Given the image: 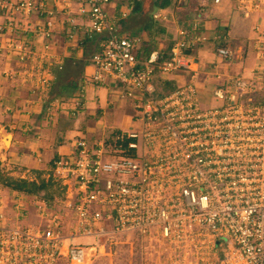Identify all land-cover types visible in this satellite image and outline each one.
I'll return each instance as SVG.
<instances>
[{"label": "built area", "instance_id": "built-area-1", "mask_svg": "<svg viewBox=\"0 0 264 264\" xmlns=\"http://www.w3.org/2000/svg\"><path fill=\"white\" fill-rule=\"evenodd\" d=\"M109 1L64 0L51 7L47 0H0V56L9 65L0 77L45 95L53 81V27L63 17L68 40L81 34L96 43L89 57L94 72L83 78L70 115L82 112L85 86L111 80L122 90L119 99L133 101L140 126L74 140L71 152L52 165L51 176L64 188L60 199H26L17 191L8 197L0 185V264H63V258L85 264L106 254V243L124 232L154 247L152 264H264V75L212 76L210 95L222 106L200 103L195 77L153 94L156 72L194 71L188 52L211 39L207 9L230 4L244 19H264V0H174L179 8L193 6L191 21L177 30L167 52L155 49L144 58L140 36L119 34ZM252 29L261 59L264 23ZM216 51L226 62L238 59L227 47ZM53 110L49 103L48 121ZM107 154L115 159L104 161ZM28 206L35 224L24 222ZM78 238L90 240L72 241Z\"/></svg>", "mask_w": 264, "mask_h": 264}, {"label": "crops", "instance_id": "crops-1", "mask_svg": "<svg viewBox=\"0 0 264 264\" xmlns=\"http://www.w3.org/2000/svg\"><path fill=\"white\" fill-rule=\"evenodd\" d=\"M166 1L168 5L164 8L158 5L161 0H110L106 6L108 15L118 19L119 34L141 37L140 58L149 54L144 52L149 44L151 51L158 49L167 52L176 38L177 30L191 21L193 6L179 8L172 0ZM47 2L51 7H59L64 0ZM231 7L225 4L210 12V19L212 16L215 19L213 24L208 23L209 19L206 22L211 39L198 45L190 54L196 61L194 71L177 75L159 74L157 77L172 81L175 89L185 82L180 77H195L193 82L197 91L204 92L213 89L215 80L212 76H250L257 73L256 69L263 68V59H259L256 49H251L255 48V31L252 28L255 24L264 23L263 17L260 14L252 15V19L246 22ZM121 12L127 14L124 19L120 18ZM155 13H161L164 17L154 19ZM61 19L64 21L63 17H59L53 27L50 52L55 56V64L51 68L53 81L45 95L31 94L28 84L20 85L0 77V163L15 177L34 179L36 174L46 177L52 170L54 160L71 152L74 140L79 137L93 140L101 135L113 134L115 130L107 118L113 114V108L108 105L105 89L94 90L91 85L86 86L85 95L83 89L80 97L82 112L76 117L70 115L83 78L94 72L89 57L95 52L96 43L88 41L81 34L68 40L66 30L69 27ZM75 23L84 27L87 24L80 17H75ZM213 35L216 38H212ZM164 40H167L165 45ZM221 46L237 53L236 64H228L217 53L216 48ZM58 64L61 65L60 69ZM8 66L0 62V70ZM49 103L56 109L52 111L51 121L46 117ZM6 134L10 137L7 146L3 143ZM14 192L7 188L3 190L8 197ZM35 197L39 196H25L26 199ZM72 241L83 242L85 239Z\"/></svg>", "mask_w": 264, "mask_h": 264}, {"label": "rangeland", "instance_id": "rangeland-1", "mask_svg": "<svg viewBox=\"0 0 264 264\" xmlns=\"http://www.w3.org/2000/svg\"><path fill=\"white\" fill-rule=\"evenodd\" d=\"M206 14L211 16L209 9H207ZM254 15H257V14H254ZM260 16H261V14H260ZM239 17L241 19L243 18L242 16H239ZM250 19H252V17L245 19V20H246V22H248V21H250ZM209 22H210V24H213L215 22V19L213 18V16L211 17V19L209 18L208 23ZM227 26H228V24H227ZM262 34H264V30L262 31ZM256 36H257V33L254 34L255 38H256ZM163 44L164 45L167 44V40H164ZM250 46H252V45H250ZM251 49H253V51H254V48H251ZM261 57H263L261 59H263V61H264V51L262 52ZM0 62L2 64L7 63V61L2 56H0ZM227 63L233 65V63H235V62H233V63L227 62ZM258 63L260 64L261 62H258ZM256 71H257V73L255 75H261V76L264 75V67L261 68L260 70L256 69L255 72ZM178 74H180V73H178ZM181 74H186V73L182 72ZM172 75H174V74H172ZM175 75H177V74H175ZM180 78L184 79V81H185L181 85H184L187 82H189V77H188V79H187V77H180ZM212 82L213 81H211V83ZM213 86H215V85L213 84ZM90 87H91V89H94V90L105 89V96H106L107 102L109 103L108 105H110L111 108H113V114L107 117L108 119H110L109 125L113 126V128L115 129L113 131H116L118 129H126V128L133 129L135 131H137L139 129L140 126H138V124L134 121L135 109H134L133 101L130 99H119V94L122 92V90L120 89V86L116 85L113 81L108 80L105 83V85H91ZM161 90H164L166 92V89L161 88ZM164 91H163V94L165 93ZM211 91H212V88L210 91H204V92L199 91L198 92V98L200 100V103L205 108L206 107L222 106L223 102L216 101L215 99L214 100L212 99V96L210 95ZM85 92H86V90L84 89V95H85ZM4 145L7 146L5 143H4ZM114 159H115L114 154L113 155L107 154L106 156H104V161H111ZM49 174H51V172H49ZM47 176L45 178H47ZM54 206L57 207V210L63 209L62 206L56 201H55ZM28 207H29L28 210L26 209V215L27 216H26L24 222L26 224H35L38 220V217L35 216L34 209H30V206H28ZM6 209H7L6 212H8L9 216L12 218V212L11 211H13V209L10 207H8V208L6 207ZM61 211H63V210H61ZM21 212H24V211H21ZM110 228H111V224L106 223V229H110ZM89 240L90 239H85V241H83V242H86V241L89 242ZM151 248L152 247L149 245V242H147L145 245L140 244V242H137V238L133 233L124 232V233H121L119 235L114 236L112 241L106 243V252H107L106 254H104L102 256L100 255V256L92 259L91 262H89V263L87 262L85 264H152L155 259H154V254H153L154 247L152 249ZM215 257L217 258L216 259L217 261H219L221 259L219 249H218V253L216 254ZM64 261L65 260L63 258L61 262H63V264H69V262L65 263Z\"/></svg>", "mask_w": 264, "mask_h": 264}, {"label": "trees", "instance_id": "trees-1", "mask_svg": "<svg viewBox=\"0 0 264 264\" xmlns=\"http://www.w3.org/2000/svg\"><path fill=\"white\" fill-rule=\"evenodd\" d=\"M174 3L175 1L172 0ZM161 7H166L168 5L166 0H161V3H158ZM88 41L92 42L94 39ZM152 47L151 44H149L144 52L146 54L151 51ZM192 51H189L188 54H192ZM159 75L156 72L155 79L153 81L154 86V92L153 94L157 96L163 95L164 90H161V88L166 90H173L175 89V85L172 81H164L160 77H157ZM167 91V92H169ZM166 92V93H167ZM0 185L3 188L11 189L14 191H17L19 193L24 194L25 196H39L44 198L47 201H52L55 198L60 199L64 195V188L61 187L60 183L55 180L51 174L47 176V178L42 177L41 174H36L34 179H27V178H21V177H15L12 176L9 171L4 170L1 167L0 163Z\"/></svg>", "mask_w": 264, "mask_h": 264}, {"label": "water", "instance_id": "water-1", "mask_svg": "<svg viewBox=\"0 0 264 264\" xmlns=\"http://www.w3.org/2000/svg\"><path fill=\"white\" fill-rule=\"evenodd\" d=\"M9 135H4L3 142L7 145L9 143Z\"/></svg>", "mask_w": 264, "mask_h": 264}]
</instances>
